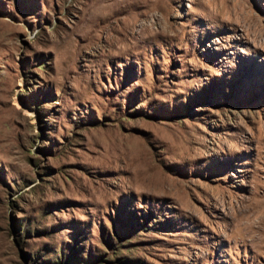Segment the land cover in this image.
<instances>
[{
    "label": "rangeland",
    "instance_id": "374dc122",
    "mask_svg": "<svg viewBox=\"0 0 264 264\" xmlns=\"http://www.w3.org/2000/svg\"><path fill=\"white\" fill-rule=\"evenodd\" d=\"M0 264H264V0H0Z\"/></svg>",
    "mask_w": 264,
    "mask_h": 264
},
{
    "label": "bare ground",
    "instance_id": "6f19581e",
    "mask_svg": "<svg viewBox=\"0 0 264 264\" xmlns=\"http://www.w3.org/2000/svg\"><path fill=\"white\" fill-rule=\"evenodd\" d=\"M89 16V15H88ZM94 18V17H93ZM96 18V17H95ZM90 19H92V18H90ZM98 20V19H97ZM93 20H91V22H92ZM95 22V21H94ZM97 23V22H96ZM99 23V22H98ZM92 24H94L93 22H92ZM98 25V24H97Z\"/></svg>",
    "mask_w": 264,
    "mask_h": 264
}]
</instances>
